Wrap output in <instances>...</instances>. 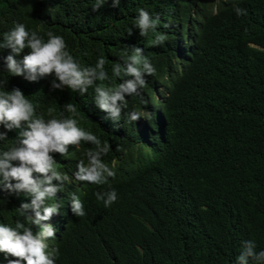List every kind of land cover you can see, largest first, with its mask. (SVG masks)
Returning <instances> with one entry per match:
<instances>
[{
    "label": "trees",
    "instance_id": "obj_1",
    "mask_svg": "<svg viewBox=\"0 0 264 264\" xmlns=\"http://www.w3.org/2000/svg\"><path fill=\"white\" fill-rule=\"evenodd\" d=\"M211 1L120 0L93 11L96 0H0V39L23 23L45 40L48 31L62 36L82 67L103 56L111 76L122 53L142 46L159 68L158 95L149 91L130 102L143 129L105 136L97 122L117 124L108 113L107 121L100 117L90 92L53 91L52 76L29 82L11 75L3 59L11 50L0 49L7 90L18 87L45 119L49 107L59 118L63 105L74 104L80 125L110 143L104 162L116 164L109 178L114 204L105 208L95 196L109 185L87 184L79 197L86 215L71 217V203L67 215L61 212L67 229L56 264H237L244 241L264 250V0H219L209 14ZM233 4L246 15L237 16ZM141 8L168 24L182 22L186 39L197 32L177 71L150 48L164 32L142 37L133 27ZM26 201L0 191V222Z\"/></svg>",
    "mask_w": 264,
    "mask_h": 264
},
{
    "label": "clouds",
    "instance_id": "obj_2",
    "mask_svg": "<svg viewBox=\"0 0 264 264\" xmlns=\"http://www.w3.org/2000/svg\"><path fill=\"white\" fill-rule=\"evenodd\" d=\"M118 7L120 0H96L93 11L104 3ZM219 0L211 1L209 14L216 13ZM237 16L246 10L233 4ZM133 27L142 37L156 29L150 48L160 55L165 65L170 62L177 71L180 61L195 44V32L184 38L182 22L168 24L159 16L153 18L143 8L137 10ZM132 30H129L131 34ZM168 37H167V34ZM47 40L36 30L29 31L23 23H16L0 39V49H10L4 57L6 72L22 76L29 82L52 76L51 90H64L84 95L90 92L93 106H98L100 117L107 121V113L113 129L97 122L107 136L112 131L117 137L129 136L136 129H143L141 113L131 110L130 102L151 91L158 95L159 68L154 66L149 54L143 55L142 46L124 52L111 68L106 70V60L100 56L92 66L82 67L67 50L65 39L52 31L46 32ZM165 42L167 45H163ZM148 47V45H146ZM169 55V58H167ZM121 61V62H120ZM164 65V66H165ZM163 69V68H161ZM114 77L115 81H111ZM8 80L0 79V142L9 139L8 133L18 130L14 142L0 150V191L27 201L17 203L16 213L0 222V264H56L60 256L58 240L65 238L63 214L67 215L71 203V217L86 215L80 193L87 184L109 185L107 190L95 192L97 200L105 208L118 199L109 178H115L113 168L104 162L111 145L102 142L91 130L80 125L76 118L77 108L72 103L63 105L57 118L55 109H47L48 119L36 113L34 104L18 88L7 90ZM93 89V92L89 89ZM159 100V96L154 98ZM70 115L65 116L64 113ZM117 150H120L119 147ZM61 212L63 214H61ZM60 234V237H59ZM55 244V247H52ZM253 240L243 242L237 264H264V250L256 251Z\"/></svg>",
    "mask_w": 264,
    "mask_h": 264
}]
</instances>
